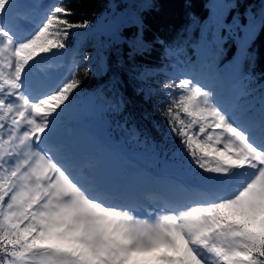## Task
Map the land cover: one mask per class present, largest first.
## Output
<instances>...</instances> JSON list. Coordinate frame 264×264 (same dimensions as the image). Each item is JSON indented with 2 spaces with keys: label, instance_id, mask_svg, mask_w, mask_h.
Returning a JSON list of instances; mask_svg holds the SVG:
<instances>
[{
  "label": "snow or ice",
  "instance_id": "6c2138e0",
  "mask_svg": "<svg viewBox=\"0 0 264 264\" xmlns=\"http://www.w3.org/2000/svg\"><path fill=\"white\" fill-rule=\"evenodd\" d=\"M235 7L213 5L201 55L160 84L168 132L192 168L161 183L124 172L106 148L67 133L81 84L74 69L33 92L32 64L66 51L74 30L90 22L73 21L72 8L55 3L25 36V0H0V264H264V85L255 102L247 99L253 79L241 70L264 31V11L229 19ZM108 35L130 58L148 50L142 29L132 35L118 18ZM230 41L240 52L230 74L239 89L217 75ZM153 75L145 69L137 78ZM157 185L160 195H149Z\"/></svg>",
  "mask_w": 264,
  "mask_h": 264
},
{
  "label": "trees",
  "instance_id": "16d2710c",
  "mask_svg": "<svg viewBox=\"0 0 264 264\" xmlns=\"http://www.w3.org/2000/svg\"><path fill=\"white\" fill-rule=\"evenodd\" d=\"M43 1L46 0H35L39 4ZM51 1L50 6L55 3L70 6L75 13L71 17L73 21L90 22L87 29L74 30L68 49L61 52L63 66L67 69L66 79L74 69L81 81L70 108L87 103L89 106V99L99 102V117L106 130L111 129L115 135L123 132L146 151L155 153L160 159L163 156L169 166L192 171L178 140L168 132L167 119L163 115L167 97L160 90V84L167 79L172 67L185 61L195 62L201 55L198 44L202 31L212 23L213 5L225 4L229 0ZM231 2L238 7L227 13L229 19L235 16L242 21L248 14L259 15L264 11V0ZM49 7L39 17L38 24ZM114 18L122 20L124 28L132 35L138 28L142 29L148 50L130 58L123 46L119 50L111 48L108 32ZM85 56L91 59L86 61ZM101 59L103 66L99 62ZM238 59L240 52L236 42L230 41L225 47V55L217 59V72L233 70ZM86 67L93 70L85 73ZM145 69L154 73L152 78L138 79L137 74ZM241 70L253 79L249 86L251 95L247 99L258 98L260 86L264 85V31H260L252 41L249 59L241 63ZM120 99L123 104L117 108L115 101ZM66 119L67 124L79 122L70 111Z\"/></svg>",
  "mask_w": 264,
  "mask_h": 264
},
{
  "label": "rangeland",
  "instance_id": "374dc122",
  "mask_svg": "<svg viewBox=\"0 0 264 264\" xmlns=\"http://www.w3.org/2000/svg\"><path fill=\"white\" fill-rule=\"evenodd\" d=\"M50 2H51V0L48 2V4ZM36 4L40 5L38 2H36ZM46 4H43L42 6H34L33 10L28 11V13L30 15V21H36L38 19V16L34 15V11H36L37 14H39L41 12V10L43 9V7L46 6ZM30 7L31 6H28L27 9H29ZM55 54H59V53H55ZM42 56H44V55H42ZM46 56H48V57H45L46 60L48 58H50L49 55H46ZM99 62L103 66V64H104L103 59H101ZM52 63L57 68V70L54 73V75H55L59 71V69L62 68L61 65L63 62L58 63V62H55V60H54ZM35 64L37 65V68H39V69L43 68L44 70H46V72H48V73L50 72L49 67L43 66L45 64L44 62L40 63V62H37V60H36ZM32 65H34V63ZM33 69H34V67L31 68V71L34 75L35 70H33ZM231 72H232V70L228 69V70L217 72V75L220 76L221 81L224 84V86L230 85L236 89L241 88L242 87L241 84H235L234 80L230 79ZM53 79L54 78H49V81L45 84L46 88H50L51 86L56 85L55 83H53ZM55 79L58 80V79H60V77L57 76ZM61 81H63V80H61ZM61 81H60V83H61ZM47 85H49V86H47ZM45 87L42 86L41 88H33L34 94L36 91H41ZM89 100L91 101V104L89 106H88V104H85V105L83 104L84 106H82V108H79V106L75 105L74 107L69 109L70 113L77 112V115H78L77 117L79 118L80 123L76 122V123H73V125L67 124L68 119H65L64 127H65V130L67 131L68 134L76 135V136L80 135V136H82V139L85 140L86 142H88L90 144L101 145V146H103L104 140H105L106 144H107V146L105 148L112 155V157L114 158L116 163L119 165V167L120 168L122 167L121 169L124 172L130 173V174L132 172H135L137 174V172L134 170L135 169L134 164H132L128 159H127V163L125 164V158L132 156V158H135V161L142 160V162H140V163L145 165V170L142 172V174H145L146 178H150V176L152 175L151 173L153 171H158L159 174H162L164 176L162 179H160V181H162L163 183L169 182V181H173V182L176 181V178L179 177L178 173L180 171H183L182 169H176V168H173V167L167 165L163 156H162V159H160L154 153L145 151L144 149H142V145L140 143L136 142V140L133 139L132 137L126 136L123 132H120L121 133L120 135H115L111 129H108L104 135L103 142H101V143L97 142V144H96L95 139H93L91 137H83L82 125H86L90 121L88 119L91 118L92 115H94V114L97 115V113H100L99 108L97 106V105H99V102H96L95 100L92 101V99H89ZM88 107H90V108H88ZM87 109H90L89 112H86ZM113 146L120 147V153H117L115 150H113L112 149ZM123 164H124V166H122ZM172 169H174L176 171H174ZM138 174H141V173H138ZM154 178L155 179H152V180H156V181L158 180L159 181V179H156L157 178L156 176H154ZM169 195H170V197H173L175 194L169 193ZM186 203H189V201L187 199H184L182 204H186ZM140 218L144 219L146 217L141 216ZM152 264H158V262L153 260Z\"/></svg>",
  "mask_w": 264,
  "mask_h": 264
},
{
  "label": "bare ground",
  "instance_id": "6f19581e",
  "mask_svg": "<svg viewBox=\"0 0 264 264\" xmlns=\"http://www.w3.org/2000/svg\"><path fill=\"white\" fill-rule=\"evenodd\" d=\"M77 137H80V138H82V136H77ZM101 142H103V141H101ZM101 142H99V143H101ZM131 163H133L134 164V166H135V171L137 172V173H141V175H143L144 177H145V174H142V172L145 170V168H143L144 166H141V167H139L138 166V162H135V161H132L130 158H127ZM131 174H136L135 172H132ZM157 178L156 179H159V181H160V179H162L164 176L162 175V174H158V175H155ZM158 181V180H157ZM160 182H162V181H160ZM163 183V182H162ZM159 193H160V189H159V186H157V187H155V190L154 189H149L148 188V194L149 195H159ZM165 194V193H164ZM183 201H184V199H182V200H180L179 202L180 203H183Z\"/></svg>",
  "mask_w": 264,
  "mask_h": 264
},
{
  "label": "water",
  "instance_id": "95a60500",
  "mask_svg": "<svg viewBox=\"0 0 264 264\" xmlns=\"http://www.w3.org/2000/svg\"><path fill=\"white\" fill-rule=\"evenodd\" d=\"M91 122L96 125L99 130V136H102L105 130L104 125L98 120V118H94Z\"/></svg>",
  "mask_w": 264,
  "mask_h": 264
}]
</instances>
